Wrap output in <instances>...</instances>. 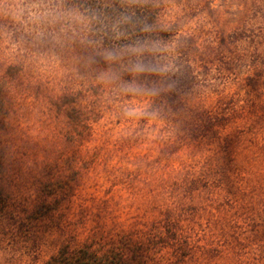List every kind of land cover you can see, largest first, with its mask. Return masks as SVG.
Segmentation results:
<instances>
[{
    "label": "rangeland",
    "instance_id": "1",
    "mask_svg": "<svg viewBox=\"0 0 264 264\" xmlns=\"http://www.w3.org/2000/svg\"><path fill=\"white\" fill-rule=\"evenodd\" d=\"M98 7L0 0V264H264V0H146L183 66L120 101Z\"/></svg>",
    "mask_w": 264,
    "mask_h": 264
},
{
    "label": "clouds",
    "instance_id": "2",
    "mask_svg": "<svg viewBox=\"0 0 264 264\" xmlns=\"http://www.w3.org/2000/svg\"><path fill=\"white\" fill-rule=\"evenodd\" d=\"M146 0H111V7L105 9L104 25L99 29L93 59L96 80L107 85L113 100L139 96L145 92L163 89V79L177 76L172 65L183 66L176 45L165 33L166 27L154 15L150 21H143V7ZM40 40L50 42L58 25L42 20ZM49 28L53 31H49ZM131 31L134 38L130 43H120L125 33ZM111 40V43L109 41ZM159 58V61L156 58ZM163 62L167 66L160 67ZM126 117H134L135 111L124 109Z\"/></svg>",
    "mask_w": 264,
    "mask_h": 264
},
{
    "label": "trees",
    "instance_id": "3",
    "mask_svg": "<svg viewBox=\"0 0 264 264\" xmlns=\"http://www.w3.org/2000/svg\"><path fill=\"white\" fill-rule=\"evenodd\" d=\"M97 9H99V10L101 9L100 12H99V15L100 14H102V15L99 16V19L102 20V22L104 24V16H103V13H104L105 10H103V8H100V7H98Z\"/></svg>",
    "mask_w": 264,
    "mask_h": 264
}]
</instances>
